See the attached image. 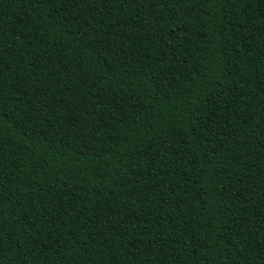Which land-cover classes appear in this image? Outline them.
Masks as SVG:
<instances>
[{
    "label": "trees",
    "instance_id": "trees-1",
    "mask_svg": "<svg viewBox=\"0 0 264 264\" xmlns=\"http://www.w3.org/2000/svg\"><path fill=\"white\" fill-rule=\"evenodd\" d=\"M22 259L264 264V0H0V264Z\"/></svg>",
    "mask_w": 264,
    "mask_h": 264
},
{
    "label": "snow or ice",
    "instance_id": "snow-or-ice-1",
    "mask_svg": "<svg viewBox=\"0 0 264 264\" xmlns=\"http://www.w3.org/2000/svg\"><path fill=\"white\" fill-rule=\"evenodd\" d=\"M129 2L130 3H133V2H135V3H138V2H140V0H129ZM153 2H154V0H153ZM73 127H75V125H73ZM23 255V254H22ZM21 264H27V262H26V260H21Z\"/></svg>",
    "mask_w": 264,
    "mask_h": 264
}]
</instances>
